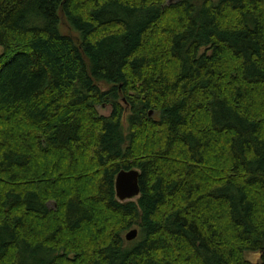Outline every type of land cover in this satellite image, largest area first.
<instances>
[{
	"label": "trees",
	"instance_id": "1",
	"mask_svg": "<svg viewBox=\"0 0 264 264\" xmlns=\"http://www.w3.org/2000/svg\"><path fill=\"white\" fill-rule=\"evenodd\" d=\"M0 264H264V0H0Z\"/></svg>",
	"mask_w": 264,
	"mask_h": 264
},
{
	"label": "water",
	"instance_id": "2",
	"mask_svg": "<svg viewBox=\"0 0 264 264\" xmlns=\"http://www.w3.org/2000/svg\"><path fill=\"white\" fill-rule=\"evenodd\" d=\"M157 112L154 110L149 111L151 117L157 116ZM141 172L136 169H121L116 176L115 190L116 196L120 201L133 200L135 197H139L141 194L140 185ZM138 236V230L133 228L126 234V239L132 241Z\"/></svg>",
	"mask_w": 264,
	"mask_h": 264
},
{
	"label": "rangeland",
	"instance_id": "3",
	"mask_svg": "<svg viewBox=\"0 0 264 264\" xmlns=\"http://www.w3.org/2000/svg\"><path fill=\"white\" fill-rule=\"evenodd\" d=\"M175 1H177V0H171V2H175ZM60 31H61L62 33H65V34H72L74 37H77V36H78L77 33L74 32V31L70 28V26H69L65 21H64L63 24L60 26ZM99 110H100L101 113L106 114V115L110 113V109H109L108 107H106V108H104V107H100ZM127 117H128V113H127V114L124 116V118H123V128H124V132H125V133H126L127 130H128ZM137 199H138V197H135V198L133 199V201H137ZM50 205L53 206V204H50ZM133 228H136V229L138 230V236H137L136 239H134V240H132V241H128V240L126 239V234H127L130 230H132ZM141 236H142V229H141V227H140L139 225H135V226H133L132 228H130L129 230H127V231L124 233V239H125V241H126V243H127L128 246H133V245H134V244H135V243L141 238ZM248 257H249L252 261H254V262L258 261V259H259V255H258L257 253H249V254H248Z\"/></svg>",
	"mask_w": 264,
	"mask_h": 264
}]
</instances>
